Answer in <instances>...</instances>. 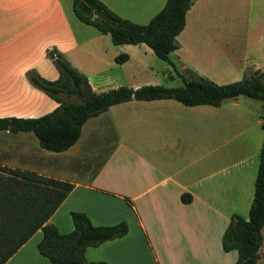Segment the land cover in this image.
<instances>
[{
	"label": "crops",
	"instance_id": "0c3cea01",
	"mask_svg": "<svg viewBox=\"0 0 264 264\" xmlns=\"http://www.w3.org/2000/svg\"><path fill=\"white\" fill-rule=\"evenodd\" d=\"M103 1L140 23L166 2ZM72 2L0 0V116L36 117L58 105L26 75L35 70L57 78L47 55L51 47L84 73L95 91L157 83L142 80L151 71L149 45L111 42L109 33L75 15ZM238 5L239 0H194L171 51L181 70L217 83L264 70V27L258 38L249 29L243 42L232 37ZM246 12L264 26V0H246ZM119 53L128 58L117 62ZM231 98L219 105L172 97L117 102L87 118L76 142L62 151L42 147L32 130L0 129V166L73 183L48 219L61 232L73 229V210L85 212L94 224L126 222L123 235L85 248L88 261L234 264L237 251L223 248L222 235L233 214L248 218L264 113L241 108L238 95ZM183 193L190 194L189 201ZM261 232L258 264H264V224ZM42 234L38 228L0 264H51L37 247Z\"/></svg>",
	"mask_w": 264,
	"mask_h": 264
},
{
	"label": "trees",
	"instance_id": "16d2710c",
	"mask_svg": "<svg viewBox=\"0 0 264 264\" xmlns=\"http://www.w3.org/2000/svg\"><path fill=\"white\" fill-rule=\"evenodd\" d=\"M194 0H166L163 7L145 23L136 22L113 11L103 0H73V11L83 22L109 33L115 44L145 42L154 53L170 60V53L179 45L176 36L186 22V12ZM58 76L48 79L35 70H28V80L58 102L51 111L36 117L0 116V129L32 130L42 147L62 151L79 138L87 118L106 110L110 105L129 99L172 97L185 104L219 105L224 100L244 94L264 100V70L250 69L241 79L217 83L192 71L184 84L166 86L142 84L119 85L95 91L87 76L79 71L56 47L47 50ZM127 53H119L117 62ZM74 95L77 99H68ZM264 123V122H263ZM73 183L30 170L0 166V263L6 261L38 228L42 237L37 243L41 254L51 264H108L88 261L85 248L123 235L125 221L94 224L89 216L71 211L73 229L61 232L48 219L72 189ZM190 194L182 199L189 201ZM264 224V139L254 183V196L248 218L233 214L222 235L225 250L235 249L234 264H258Z\"/></svg>",
	"mask_w": 264,
	"mask_h": 264
},
{
	"label": "rangeland",
	"instance_id": "374dc122",
	"mask_svg": "<svg viewBox=\"0 0 264 264\" xmlns=\"http://www.w3.org/2000/svg\"><path fill=\"white\" fill-rule=\"evenodd\" d=\"M235 10L236 11L233 14V21L236 24L232 31V37L234 38V40L243 42L246 39V34L248 32L247 29H249L252 38H258L259 34L261 33V29L264 26L260 20L257 21L251 20L249 14L246 12V0H239L238 8H235ZM229 32L228 34H230ZM108 37L109 40L112 42L110 34H108ZM169 56L171 61L162 59L157 55H155L154 53H152L151 57L148 56L147 58L148 68L151 71L146 72L145 73L146 75L143 76L142 80H150L157 82L151 84L178 86L184 84L185 79L191 78L192 74L189 71L181 70L180 65L174 62L175 58L173 54L170 53ZM68 99H77V98L74 95H72L69 96ZM231 101H233L232 98H228L225 100V102H231ZM238 103L241 108L251 109L256 111L257 113H264V107L262 106V100L260 99L249 97L244 94H240L238 95ZM97 160H92L91 162L94 164L95 161Z\"/></svg>",
	"mask_w": 264,
	"mask_h": 264
}]
</instances>
